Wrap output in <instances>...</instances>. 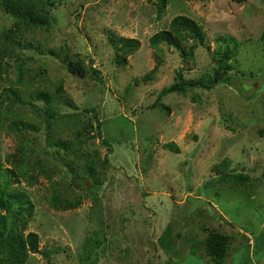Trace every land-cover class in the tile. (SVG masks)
Listing matches in <instances>:
<instances>
[{
  "label": "rangeland",
  "instance_id": "obj_1",
  "mask_svg": "<svg viewBox=\"0 0 264 264\" xmlns=\"http://www.w3.org/2000/svg\"><path fill=\"white\" fill-rule=\"evenodd\" d=\"M57 4L49 26L24 30L16 38L33 49L16 47L0 70V94L14 87L27 103L32 92L55 93L62 84L74 105H59L63 118L58 122H48L28 104L11 108L13 118L24 116L37 127L22 132L31 173L26 179L13 177L12 184L33 204L26 234L40 236L41 253L27 264H216L205 252L210 232L230 237L222 264H264V0H167L163 12L157 0ZM178 15L203 27L212 51L222 46L219 37L235 38L239 52L232 73L246 77L160 98L180 71L186 79H198L215 66L205 46L185 61L162 45L156 75L143 80L159 63L150 38ZM14 23L0 8V34ZM111 33L141 42L125 66L116 63ZM7 45L0 39V47ZM65 57L84 59L103 83L69 73ZM158 100L169 113L155 107ZM70 115L94 128L91 135L100 125L102 137L96 135L81 151L90 155V163L80 151L59 153L48 143L50 137L71 138ZM9 121L0 123L2 168L12 167L7 160L14 161L22 146L5 127ZM172 142L179 154L165 148ZM223 173L237 179L220 177ZM86 180L91 188L76 187ZM56 195L81 199L82 205L56 208ZM92 236L100 244L83 261Z\"/></svg>",
  "mask_w": 264,
  "mask_h": 264
},
{
  "label": "trees",
  "instance_id": "obj_2",
  "mask_svg": "<svg viewBox=\"0 0 264 264\" xmlns=\"http://www.w3.org/2000/svg\"><path fill=\"white\" fill-rule=\"evenodd\" d=\"M157 1L160 11L163 12L166 8L167 0ZM232 1L237 4L246 2V0ZM57 5V0H0V8L15 20L12 29L0 34V39H3V43L10 46L0 47V70L3 68L1 67L2 59L5 55H13L16 47L33 49L32 44H22L16 38L24 30L33 27L42 28L49 26L50 15ZM108 40L115 50L116 63L119 66H125L127 64V58L141 49V42L135 38L119 37L115 33H111ZM262 40H264V32ZM218 41H223L222 46L212 51L210 45H207L208 37L206 32L196 20L186 15H178L172 18L167 29L155 33L149 40L151 49L157 52L156 56L159 63L150 72V75H147L143 80H151L156 75L159 65L163 62L161 56L164 53L161 49L162 45L179 52L181 58L185 61L193 60L196 49L200 46H205L208 52H212L215 66L210 74L208 73L198 79H186L184 73L180 71L177 75V82L168 88H164L161 91L160 98L173 93L185 95L189 90L194 88L212 90L218 84H230L231 81L233 83L235 78H245V73H232L233 65L231 62L239 52V42L233 37L224 36L219 37ZM50 54L56 55L60 59L59 54L54 50H50ZM62 61L72 75L81 78L90 77L97 82L103 83L100 72L91 66H87L84 59L78 58L77 60H70L65 57ZM67 98L62 84L57 86L55 93L48 90H36L32 92L31 100L27 103L26 101L24 102L22 91L17 88H8L0 94V123L3 127L6 121L10 120L5 127L7 126V129L17 134L22 141L19 152L12 156L14 157V161L7 160L11 164V168H2V162L0 161V264H27L32 257L31 255L41 253L40 236L34 232L27 234L25 232V228H27V224L31 218L33 204L28 199L27 194L25 195L21 190L13 189L12 186L14 183L13 177L26 179L31 173V169H29L31 168L29 151L23 144L26 137L22 132L31 129L36 131L37 127L30 121L25 120L24 116L19 115L13 118L14 113H12L11 108L17 105L26 106L28 104L31 108L43 114L48 122H58L63 118L58 108L60 104L68 103V106L74 107L73 103L68 102ZM38 101L43 103L42 107L37 105L36 102ZM155 107H158L159 110L166 113L170 112L168 110L169 108L161 103L160 100L155 103ZM87 111L90 110L87 109ZM68 117L71 119L72 124L70 126L69 124L66 125V131L72 133L71 138L63 140L50 137L48 141L49 145L59 149V153L60 151L68 153L72 150L81 152L96 135V137H102L100 125L97 126V133L91 135L94 128L90 129L88 123L81 125L80 120L76 118L77 116L70 115ZM261 133H264V130ZM165 148L176 154L180 153V149L173 142L166 144ZM81 156L86 159V162L90 163L92 161L89 154L81 152ZM88 175L93 180L91 171H89ZM219 176L222 178L226 177L230 180L237 179V175L233 174L223 173ZM19 181L17 180L18 183ZM53 205L56 208H62L64 210H74L82 205V200H70L63 198L62 195H56L53 200ZM13 216L15 217L14 219ZM230 241V237L223 233L210 232L205 243L206 255L214 263L222 264L228 256ZM99 244L96 236L88 238L84 247L85 255L83 261L91 258L93 251L98 248ZM43 254L48 255L46 252H43Z\"/></svg>",
  "mask_w": 264,
  "mask_h": 264
},
{
  "label": "water",
  "instance_id": "obj_3",
  "mask_svg": "<svg viewBox=\"0 0 264 264\" xmlns=\"http://www.w3.org/2000/svg\"><path fill=\"white\" fill-rule=\"evenodd\" d=\"M83 184H84L83 189H85V188H91V186H92V184H90V182H87V180Z\"/></svg>",
  "mask_w": 264,
  "mask_h": 264
},
{
  "label": "flooded vegetation",
  "instance_id": "obj_4",
  "mask_svg": "<svg viewBox=\"0 0 264 264\" xmlns=\"http://www.w3.org/2000/svg\"><path fill=\"white\" fill-rule=\"evenodd\" d=\"M82 186L84 187V184H83V185H82V184H81V185H80V184H76V187H78V188H81V189H83V187H82Z\"/></svg>",
  "mask_w": 264,
  "mask_h": 264
}]
</instances>
